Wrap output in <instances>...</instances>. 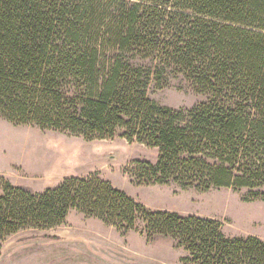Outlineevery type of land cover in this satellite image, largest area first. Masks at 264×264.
Instances as JSON below:
<instances>
[{"label": "trees", "instance_id": "obj_1", "mask_svg": "<svg viewBox=\"0 0 264 264\" xmlns=\"http://www.w3.org/2000/svg\"><path fill=\"white\" fill-rule=\"evenodd\" d=\"M165 73L206 100L189 110L148 99ZM0 119L157 150L132 163L136 186L248 189L264 199V0H0ZM0 249L61 226L74 211L148 243L166 238L184 264H264V242L226 238L219 222L151 212L96 176L33 193L0 178Z\"/></svg>", "mask_w": 264, "mask_h": 264}, {"label": "rangeland", "instance_id": "obj_2", "mask_svg": "<svg viewBox=\"0 0 264 264\" xmlns=\"http://www.w3.org/2000/svg\"><path fill=\"white\" fill-rule=\"evenodd\" d=\"M164 78L161 89L152 82L147 90L148 99L159 107L189 110L206 100L179 74L165 73ZM157 155L155 149L118 138L86 142L0 119V178L12 187L42 193L67 178L96 176L148 211L213 220L222 225L226 238L253 237L264 242V199L251 200L248 189L202 192L174 183L133 184L132 163L155 164ZM141 228L120 232L72 211L61 226L6 238L1 243L0 264H184L182 259L188 255L182 248L166 238L148 243Z\"/></svg>", "mask_w": 264, "mask_h": 264}, {"label": "bare ground", "instance_id": "obj_3", "mask_svg": "<svg viewBox=\"0 0 264 264\" xmlns=\"http://www.w3.org/2000/svg\"><path fill=\"white\" fill-rule=\"evenodd\" d=\"M55 152V151H54Z\"/></svg>", "mask_w": 264, "mask_h": 264}]
</instances>
